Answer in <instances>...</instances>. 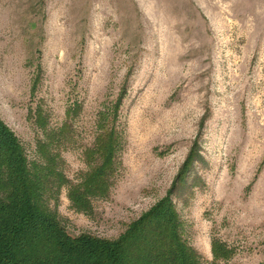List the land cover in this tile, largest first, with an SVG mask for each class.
I'll use <instances>...</instances> for the list:
<instances>
[{
  "label": "rangeland",
  "instance_id": "1",
  "mask_svg": "<svg viewBox=\"0 0 264 264\" xmlns=\"http://www.w3.org/2000/svg\"><path fill=\"white\" fill-rule=\"evenodd\" d=\"M73 102L71 181L86 170L98 113L117 103L122 150L93 214L61 190L69 235L117 239L166 197L195 147L173 196L185 240L203 264L264 263V0H0V119L30 160L42 137L31 109L55 128ZM213 239L228 260L213 263Z\"/></svg>",
  "mask_w": 264,
  "mask_h": 264
},
{
  "label": "trees",
  "instance_id": "2",
  "mask_svg": "<svg viewBox=\"0 0 264 264\" xmlns=\"http://www.w3.org/2000/svg\"><path fill=\"white\" fill-rule=\"evenodd\" d=\"M38 86L36 75L31 96ZM119 109L117 103L98 113L94 141L82 151L86 170L76 182L65 174L62 152L76 143L74 121L82 110L79 103L67 106L65 121L55 128L42 106L31 109L30 118L42 136L36 141L33 160L0 119V264H203L184 238L173 202L198 159L195 147L166 197L131 222L117 239L88 233L73 237L59 219L56 205L63 188L71 208L87 216L93 214L95 200L108 199L122 150ZM211 252L213 263L232 255V250L217 239L212 241Z\"/></svg>",
  "mask_w": 264,
  "mask_h": 264
}]
</instances>
